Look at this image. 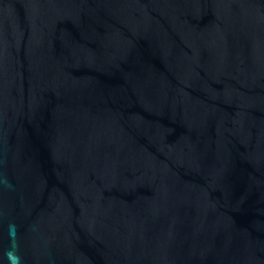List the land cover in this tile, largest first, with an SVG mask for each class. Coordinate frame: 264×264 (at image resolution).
I'll use <instances>...</instances> for the list:
<instances>
[{"label": "water", "instance_id": "95a60500", "mask_svg": "<svg viewBox=\"0 0 264 264\" xmlns=\"http://www.w3.org/2000/svg\"><path fill=\"white\" fill-rule=\"evenodd\" d=\"M0 264H264V0H0Z\"/></svg>", "mask_w": 264, "mask_h": 264}]
</instances>
